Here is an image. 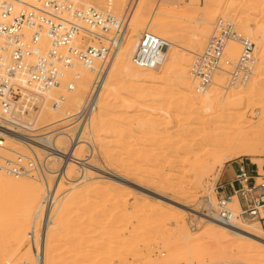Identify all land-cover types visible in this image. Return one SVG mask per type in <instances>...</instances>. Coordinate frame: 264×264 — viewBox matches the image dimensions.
I'll list each match as a JSON object with an SVG mask.
<instances>
[{
  "label": "rangeland",
  "instance_id": "1",
  "mask_svg": "<svg viewBox=\"0 0 264 264\" xmlns=\"http://www.w3.org/2000/svg\"><path fill=\"white\" fill-rule=\"evenodd\" d=\"M73 2L78 7L86 5ZM144 2L146 13L139 20L135 16L137 3L139 6ZM98 8L118 16L128 13L130 20L125 36L133 37L130 42L122 43L112 76L96 104L92 131L82 136L90 146L71 153L75 164L67 166L65 175L60 176L65 159L50 156L54 145H44L42 137L46 133L59 136L65 131L68 137L60 140V145L70 147L80 126L77 112L88 89L80 103L72 100L74 104H69L68 95L65 101L70 106L60 102L63 113L55 115L60 120L50 116L42 118L45 123L40 118L37 120L40 102L23 113L33 126L28 124L11 132L26 134L24 142L31 147L9 142L5 137L4 147H0L3 157H14L11 149L34 153L43 162L46 160L48 170L42 180H35L25 175H9L0 167V173L30 183L22 191L11 192L0 181V221L5 220L0 227L7 223L0 228V264H24L27 254L33 258L40 250L43 219L39 212L46 199L53 208L46 236L45 256L49 264H264V242L240 230L236 231L244 233L246 239L228 236L211 229L203 219V213L209 212L208 201L214 202L210 211L218 210L216 188L225 164L244 159L249 164L263 165L264 145L254 156L241 155L216 164L215 168H204L200 165L205 163L203 158L210 145L206 141L204 144L189 142L184 137L196 135L201 142L206 132L223 130L231 135L239 131L247 137H252L250 134L254 131L264 135V62L260 61L264 42L262 48L255 47L257 63L254 75L244 86L248 88L243 98L222 106L190 97L191 87H195L196 93L202 90L190 73L192 62L196 53L205 47L218 21L234 23L239 32L252 37L254 42L259 35L264 39V0H125L119 10L107 5ZM246 17L249 20L244 25L241 21ZM146 30L168 41L166 58L156 69L137 66L131 60L136 40ZM76 42L80 45L78 39ZM233 42L229 41L228 45ZM235 44L234 58L239 52L238 43ZM126 49L129 55L121 63L122 73H116ZM261 54L264 55V49ZM177 55H183L179 56L182 60ZM186 72L191 77L189 86L181 80ZM67 74L61 85L46 96L49 105L62 94L70 93ZM226 78L225 75L214 82L221 84ZM241 87L221 88V92L225 94L232 89L231 93H235ZM67 110L75 117L63 118ZM5 146L11 149L5 151ZM56 185L58 191L52 195ZM235 200L231 198L229 206L237 214L240 208ZM239 220L241 225L264 237L260 222L243 217ZM31 261L36 263L37 259Z\"/></svg>",
  "mask_w": 264,
  "mask_h": 264
},
{
  "label": "built area",
  "instance_id": "2",
  "mask_svg": "<svg viewBox=\"0 0 264 264\" xmlns=\"http://www.w3.org/2000/svg\"><path fill=\"white\" fill-rule=\"evenodd\" d=\"M128 22V13L118 16L95 6L78 7L69 0H0V147L5 143L4 130L24 126L16 112L21 99L38 97L61 85L68 71L72 75L66 85L73 89L80 78L75 70L78 65L96 69L99 78L121 44L120 36ZM77 39L80 45L75 43ZM229 41L238 43L236 58L226 53ZM167 45L163 37L143 31L131 60L140 67L156 68L166 58ZM255 47L252 37L240 35L234 23L220 19L205 47L196 53L191 74L199 87H209L217 76L225 75L236 84H245L254 75ZM98 60L101 63L96 65ZM0 160V167L15 177L26 175L42 180L48 170L46 160L43 162L34 153L17 152L12 158ZM226 185L232 188V194H223ZM216 192L220 218H231L229 203L236 196L238 217L258 221L264 228V173L252 171L240 159L234 178L218 185Z\"/></svg>",
  "mask_w": 264,
  "mask_h": 264
},
{
  "label": "bare ground",
  "instance_id": "3",
  "mask_svg": "<svg viewBox=\"0 0 264 264\" xmlns=\"http://www.w3.org/2000/svg\"><path fill=\"white\" fill-rule=\"evenodd\" d=\"M71 1V0H69ZM74 1V0H73ZM72 1V2H73ZM75 1H80L86 5L84 6H81V7H89V6H95L98 8V6H103V5H107L109 8H112V9H115V10H119V9H122L123 8V5L125 3V0H75ZM74 3V2H73ZM140 3V2H139ZM76 4V3H75ZM142 5H139L138 6V3H137V11L135 13V16H137V18L139 20L142 19L143 15H145V2L144 3H141ZM136 5V4H135ZM136 9V8H135ZM148 9V8H147ZM109 12V11H108ZM116 12V11H115ZM114 14V13H113ZM246 15V14H245ZM130 20V18H129ZM248 18H243L242 19V23L244 25H246L248 23ZM129 24V22H128ZM128 24H127V28H125L123 30V32L121 33V44L119 45V47L116 49L114 55L108 60V62L106 63L105 65V69H104V73L98 78L97 77V74L94 76V72H95V69L94 68H91V67H85V66H81L82 68H75V70L78 71V73H80V78H79V83L76 82V84L73 86L74 88L73 89H70L71 91H69L70 93H66V95L62 94L60 97H59V100L56 101L55 103H59V105H55V103L51 106L49 105L48 103H46V96H50L51 92L50 90H52L53 88L49 89L48 91H46L45 93H43L42 95L38 96V97H33V98H23L21 99L18 104L16 105L17 109H16V112L18 113V118L17 120L19 121L20 125H28V124H33V123H29L30 121L26 119V116L25 114V111L28 110V109H32L33 108V104H36V102H40V107H41V112H40V115L36 116V119L38 120L40 118L39 121H43V123H45L46 121L44 120L45 118L49 117L50 118L52 117V119H55L53 117H56L55 115H58L60 114V116L62 115L61 113H63V111H61L63 109L62 105L60 104V102H63L65 101V99L67 98L66 96L68 95L70 101H69V104L70 102H72L74 104L73 101H75L76 103L77 102H81V96L82 94L87 91L88 89V94L84 100V102H82V104H80V110L79 112L77 113H80L79 115L76 113V115H78V118L80 119V126L78 127V132L76 133L77 135H75V138L73 139L72 138V142L70 141L71 145L70 147H65L63 145H60V140L62 141V139L64 137H68V133L65 132V131H61L59 136H53L52 137V134L50 133L48 135V133H46L47 135L43 136L42 137V142L45 143L44 145H47V146H50L51 144L54 145L53 147H51V149L53 150V152L50 153V156H52L53 158H57L59 160H62L65 159V162L63 165V167L61 168L60 170V176L61 175H65L66 172H67V166H69L71 163H74L75 162L73 161V159H75V156L71 155V153H75V151L79 148H82L84 146L86 147H89L90 144L88 141L84 140V138L82 139V136L85 135L88 131L89 133H91L92 131V126H91V121H92V118H93V114H94V111H95V108H96V104L99 100V98L101 97V95L103 94V89L105 88V85L107 83V81L110 79V77L112 76L111 72L113 70V67H114V61L116 58H119V56H117L119 50H120V47L122 45V43L124 42V44H126L127 42H130L131 39H132V35H127V38H126V32H127V29H128ZM217 27V26H216ZM239 32V31H238ZM252 32V31H251ZM240 35H243V33L239 32ZM254 33V31H253ZM263 35V34H262ZM254 36V35H253ZM257 36V35H256ZM258 41L257 42V46H261V44L264 42L263 40L264 39H261V36L259 35L257 37ZM45 39V38H44ZM139 38H137V42H136V45L133 43V45L137 46L138 43H139ZM255 42V43H256ZM77 45H79V43L75 42ZM237 42H233L231 43L230 45L227 46V49H226V53L231 55V56H235L237 53V47H236V44ZM3 44V39L0 38V47L2 46ZM132 44V43H131ZM44 45H47V40L45 39L44 40ZM168 46V45H167ZM166 46V47H167ZM256 46V48H257ZM263 46V45H262ZM261 46V48H262ZM165 47V48H166ZM239 47V46H238ZM130 48V47H129ZM128 48V49H129ZM124 50V53L126 51V54L125 56H122L119 60V66L117 67L116 69V73H122V64H124L123 60H125V58L129 55V52L127 53V50ZM264 49V48H263ZM263 49H261L260 51V55H261V59L260 61L264 62V55L261 54L263 53ZM128 51H131L130 49ZM166 51V50H165ZM189 51V50H188ZM134 52V50H133ZM133 52L131 54H133ZM191 52V51H189ZM193 53V52H192ZM239 53V52H238ZM259 54V53H258ZM117 56V57H116ZM179 56H183V55H179ZM179 56L177 55V57L179 58ZM176 58V57H175ZM180 60H182V57L179 58ZM179 59H176L175 61L177 62V64H179L178 61ZM100 61V60H98ZM260 62V64H261ZM98 63V62H97ZM96 63V64H97ZM101 63V61L99 62V64ZM161 65V64H160ZM159 65V66H160ZM263 65V64H262ZM159 66H157L156 68H158ZM185 67V66H184ZM156 68H152V69H156ZM151 69V68H149ZM69 72H72V71H68L67 73L70 75L68 76V79L71 78V73ZM189 72V71H188ZM184 72H182L183 74ZM191 73V72H190ZM67 74V75H68ZM192 75V74H191ZM183 77L181 78V80L183 81V83H185L186 85L189 86V84H191V77H190V74H187V72L182 75ZM193 77V76H192ZM219 77H222V76H217V78ZM194 78V77H193ZM120 80V78L118 79ZM193 81V80H192ZM92 83V85H91ZM216 85L215 87L213 86L212 88L210 89H207L206 87H202L201 91H199L198 89V93L197 90L195 92L194 88H190V97L191 98H195L197 99L199 102H208V103H211L212 105L215 103V105H226L228 102H232L234 100H237V99H241L243 98V96L245 95V93H247L245 90L248 88H244L245 84H236L231 78H226L221 84L217 83V82H214ZM213 83V84H214ZM195 85V84H194ZM193 85V86H194ZM60 86V85H59ZM59 86H56V87H59ZM232 86H235V87H241V88H238L236 89L237 92L235 93H231L233 92V90L231 89L230 91L229 90H226V91H229V92H225V94H223L221 92V88H230ZM68 88V87H67ZM69 89V88H68ZM251 89V88H250ZM248 89V91L250 90ZM55 90V89H54ZM105 91V90H104ZM235 91V90H234ZM250 92V91H249ZM251 93V92H250ZM249 94V93H248ZM107 96V95H105ZM104 96V97H105ZM64 97V98H62ZM103 98V97H102ZM73 100V101H72ZM67 102V101H65ZM214 102V103H212ZM71 103V104H72ZM68 104V102H67ZM68 104V105H69ZM35 106V105H34ZM70 106V105H69ZM72 107V105H71ZM216 107V106H215ZM218 107V106H217ZM219 108V107H218ZM39 111V110H38ZM264 111V110H263ZM65 117L63 118H70L72 117V115L74 113H71L70 111H66L64 113ZM264 114V113H263ZM59 116V117H60ZM264 116V115H263ZM59 117H56L57 119H59ZM42 118H44L42 120ZM263 118V117H262ZM35 119V120H36ZM48 119V118H47ZM51 119V120H52ZM34 120V122H35ZM60 120V119H59ZM29 121V122H28ZM45 121V122H44ZM50 121V120H49ZM32 122V121H31ZM38 123V121H37ZM35 123V124H37ZM40 123V122H39ZM50 123V122H49ZM52 123V122H51ZM54 123V121H53ZM42 124V122L40 123ZM46 125V124H45ZM33 126V125H32ZM40 126V125H39ZM48 126V125H47ZM45 126V127H47ZM43 127V126H42ZM87 127V129L85 128ZM256 127V126H255ZM262 127H264L262 125ZM91 128V130H90ZM3 129L1 126H0V130ZM30 129H34V127H30ZM217 129H219L217 127ZM227 130V129H226ZM231 130V129H230ZM228 130V131H230ZM237 130V129H236ZM210 131V130H209ZM4 134H5V137L6 139L9 140V142H15V143H19L21 145H24V146H28V147H31V145L29 143H26L24 142V138H25V135L26 134H23V133H13L11 132V130L7 131V130H4L3 131ZM207 134L202 138L201 142L195 138L196 135H192V136H184L187 138V141L189 142H195V143H202L203 141H206L207 144H209V151L207 153V155H205V157L203 158L205 161V163H203V165H200L201 167H204V168H208V167H212L215 168L214 166L217 164V165H221L223 164L224 161H226L227 159H231L233 157H238V156H241V155H249V156H254L258 153V149L260 146H263L264 145V135H261V134H258L256 131H254L253 134H250V135H253L252 137H247L246 134H241L239 131L236 133V134H233L231 135L229 132H217V133H213L212 131L211 132H206ZM232 133V132H231ZM45 134V133H44ZM183 140V139H182ZM186 140V139H185ZM177 141V140H176ZM178 141H179V138H178ZM184 141V140H183ZM194 143V144H195ZM50 144V145H49ZM62 144V143H61ZM204 144V143H202ZM206 144V143H205ZM15 146V145H14ZM188 146H189V143H188ZM206 146V145H205ZM204 146V147H205ZM203 147V148H204ZM208 147V146H207ZM264 147V146H263ZM206 148V147H205ZM11 149L9 146H5L4 150H9ZM26 149V148H25ZM41 149V148H40ZM17 150V149H16ZM197 150V149H196ZM201 150V149H200ZM203 150V149H202ZM201 150V151H202ZM11 151V153L15 152H19L18 151H15V149H11L9 150ZM7 151V152H9ZM19 153H22V154H25V152L21 151ZM261 154V152H260ZM0 157H3V155H1L0 153ZM72 158V159H71ZM79 159V158H78ZM82 158H80L81 160ZM210 159H213L212 161H210ZM200 160V159H199ZM196 163V161H195ZM198 163H201V162H198ZM214 164V165H213ZM81 166V165H80ZM212 168V169H213ZM26 176V175H25ZM26 177H30V176H26ZM32 178V177H31ZM0 181L3 185H8L9 188L8 190L9 191H22L24 189L27 188V185H29L30 183L28 181H26L25 179H21V180H15L11 177H8L6 176L5 174H2L0 173ZM57 185L53 188V194L52 195H55L54 193H56L58 191L57 189ZM72 191V190H70ZM51 192V193H52ZM64 193V192H62ZM49 194V193H48ZM67 194V193H65ZM61 195V194H60ZM233 199H236L235 202L237 204V206H239L240 208V205H239V202H238V199L236 196L232 197ZM42 202H45L44 199L42 198ZM51 201H49V199H46V202H45V205L42 207L41 209V213L39 212L40 216L42 217L43 221H41L40 223H42V236H41V239H40V250L35 254V256L33 258H30V256H28V254L25 252L24 255H26V257H24L23 259L26 261L24 264H27V263H31L33 259H37V262L34 263V264H49V260H47V257L45 256V251L47 250V247H48V240L46 238L47 236V230H48V223H49V216L52 214V211H53V208H52V205L50 204ZM203 202H206V201H203ZM210 202V204H208V213H203V219H205V221H207L209 224H210V227L211 229H217V230H220L222 231L223 233H227L228 236L229 235H235L237 237H241L243 239H246V235L240 233L241 231L242 232H246V233H250L253 235H256L258 237H261L262 239H264V237L262 236H259L257 234H255L253 231H251L250 227H244L243 225H241L242 223L240 222L239 220V217H238V213L235 214V211L234 209L232 208V216L229 220H223L222 218L219 217V214L217 212H214L213 210L210 211L211 209V204L213 205L214 202L213 201H208ZM205 204V203H204ZM28 205V204H27ZM30 206V204H29ZM28 206V207H29ZM42 206V205H41ZM31 207V206H30ZM36 207V206H35ZM192 209V208H191ZM25 210V209H24ZM32 210V209H31ZM35 210V209H34ZM39 210V209H37ZM26 211V210H25ZM36 211V210H35ZM28 212V211H27ZM30 212V211H29ZM212 213H215L211 214ZM32 214V213H31ZM235 214V215H234ZM36 216V215H35ZM235 216V217H234ZM31 217V216H30ZM49 217V218H48ZM5 218V217H4ZM41 219V218H40ZM4 220V219H2ZM1 220V221H2ZM9 220V219H8ZM0 221V223H1ZM5 221V220H4ZM16 221V220H15ZM3 224V223H2ZM7 223L3 224L2 227L4 228L5 225ZM36 226V225H35ZM251 226V225H250ZM0 227V228H2ZM9 228V227H8ZM19 229V228H18ZM238 230H240V232H237ZM216 231V230H215ZM219 233V232H218ZM188 236V235H187ZM12 237V236H11ZM250 241V240H249ZM245 246V245H244ZM32 249V248H31ZM33 251V250H32ZM32 253V252H31ZM12 259V258H11ZM22 259V260H23ZM6 260V259H5ZM7 261H8V258H7ZM16 261V260H15ZM3 263V262H2ZM13 263V262H11ZM15 263V262H14ZM4 264V263H3Z\"/></svg>",
  "mask_w": 264,
  "mask_h": 264
},
{
  "label": "crops",
  "instance_id": "4",
  "mask_svg": "<svg viewBox=\"0 0 264 264\" xmlns=\"http://www.w3.org/2000/svg\"><path fill=\"white\" fill-rule=\"evenodd\" d=\"M240 160H235L234 163H227L225 164L224 168L222 169L221 175L219 177V185H223V184H227L228 182H230L235 174L237 173V162H239ZM249 168L252 171H256V169L259 170V172L264 173V164L259 165L256 162L249 164L247 163ZM223 194L225 195H230L233 193L232 188L229 186H225V189L222 190Z\"/></svg>",
  "mask_w": 264,
  "mask_h": 264
},
{
  "label": "water",
  "instance_id": "5",
  "mask_svg": "<svg viewBox=\"0 0 264 264\" xmlns=\"http://www.w3.org/2000/svg\"><path fill=\"white\" fill-rule=\"evenodd\" d=\"M253 236H255L256 238H258L260 241L264 242V239H262L261 237H258L256 235H253Z\"/></svg>",
  "mask_w": 264,
  "mask_h": 264
}]
</instances>
